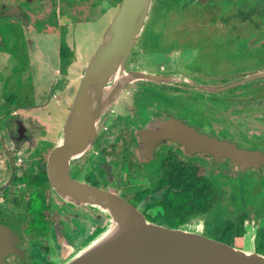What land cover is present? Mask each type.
Here are the masks:
<instances>
[{
    "label": "flooded vegetation",
    "instance_id": "obj_1",
    "mask_svg": "<svg viewBox=\"0 0 264 264\" xmlns=\"http://www.w3.org/2000/svg\"><path fill=\"white\" fill-rule=\"evenodd\" d=\"M103 1H107L106 12L117 9L121 5L120 2H122L120 0L117 4V0ZM157 1L154 0L153 6ZM163 2H165V5L162 6L161 11L165 20H167L166 17L169 13H174L171 11L176 5L181 4L182 7H188V5L196 4L197 9L193 15L189 14L190 17H196L192 26L206 19L215 22L218 19L223 22L220 24L221 26H235L242 31V35H246L243 33L245 28H248L249 31H256L252 43L257 45L264 43V1L258 4L252 3L253 6H247L241 10L242 13L235 14H242L243 18L240 20L237 18L230 19L227 16L235 12L232 10L234 7L231 9L232 5L236 6L240 2L241 7L245 0H163ZM86 3L89 4L90 8H94L97 4L95 0H0V54L2 53L8 59H12L20 53L23 58H26L27 60L23 64L25 66L22 68L26 71L23 72L25 75L22 79L30 78L29 83L31 84L35 67L31 61H28V57L33 56L34 52L39 49L40 41L49 35L48 33L51 30L48 29L54 27L53 23L57 26L56 35L63 38V40H67L69 26H75L77 22L83 20L82 11ZM71 5H75L77 11L71 8ZM213 7L217 10L213 18L209 19L206 16L208 11H205L201 14H203L202 17L206 18L201 17L198 19L200 17H197L198 11L201 12L204 8L210 10ZM189 16L186 17L187 19L182 18L180 27H182L185 20L190 18ZM65 28L67 29L64 30ZM17 47L19 51H16ZM186 48L167 50L165 54L168 55L167 57L171 60V63L160 65L159 70L150 69L149 64L143 63L142 65L129 59L128 68L132 70H149L164 75H191L196 80L194 83L135 81L128 85L111 109L93 146L83 156L73 159L70 165V174L75 180L110 191L124 199L127 198L123 194L131 195L139 205L129 199L127 200L139 208L146 217L148 213L155 218H161L163 220L160 224L167 226L170 225L165 220V208L161 202L169 190L168 179L173 176V173L175 174L174 171L182 169L197 171V168L200 170L202 165L205 166L206 171L213 170L210 167L213 164L217 166L218 171L236 165L239 171L238 181L245 174L252 173L260 176L264 174V166L240 168L235 162L223 155H215L207 150H188L184 142L170 137L161 138L160 141L155 139L153 146L149 147L153 139L150 132L154 138L156 135V132L148 130L150 129L149 124L174 119L197 129L206 137L231 141L243 149L264 151V108L259 107L264 103V77L255 79V81H258L259 85L256 84L258 87L252 85L246 90L242 89L236 93H231L227 98L213 99L211 94L224 93L245 83L230 86L236 80L231 83L221 82L217 86H211L208 82L209 77L190 71V65H187L188 60L181 63V59L186 58ZM137 51L139 54L142 53V49ZM173 54H176V56ZM62 68H64V65H62ZM9 69V74L15 73L13 69H16V63L14 62V65L9 66ZM257 71H264L263 62L260 66L237 73L238 75L233 76L231 79L235 77L241 79L247 73ZM14 81L19 83L21 79ZM0 82L2 84V81ZM65 86L63 84V91L69 95L70 93L67 92ZM149 87L162 91V95L152 93L149 96L157 95L158 99H149L146 93V89ZM217 88H219L218 91H213ZM198 91L205 92V94L197 105V103L190 100V97ZM259 92L262 93V96L256 99ZM181 96L188 98L183 101L179 98ZM245 97H248V99L245 100ZM164 98H167V100ZM242 100H244V104H241ZM5 101V97L1 98L0 95V107ZM18 101L24 102L22 99ZM47 101L44 100L37 105H32L30 101H27L26 104H30L24 105L26 107L22 108V105H18L19 102L15 105L11 98L10 102L12 104L9 105L8 112L4 111L5 108L0 112V255L3 253L4 256V259L0 257V264H30L31 261L32 251L26 243L24 232L28 226L29 217L35 212L36 197L33 193L37 191L39 186L21 181L28 175L34 176L35 180H43L45 198L51 204V208L44 210L45 219L48 221H57L54 219L56 213L57 216H60L58 222L62 220L72 229L79 227L73 221L80 220L79 223L85 221L89 226V236H94L106 225V216H103L100 211L82 206L76 207L65 202L51 183L48 162L55 145L52 150L50 149L47 152L44 150L47 148V143H53L51 137L53 129L47 138L37 140L38 137L43 138L42 135L39 136L40 134H45L43 132L45 124L40 122L39 111L44 109V107H40ZM247 101L250 102L247 104ZM218 105H222L223 108H217ZM202 106L206 108L205 113H200ZM235 106L237 107L234 108ZM256 107H258L257 111L255 110ZM51 118L54 117L51 116ZM229 124H234V127L230 128ZM141 130L146 132L143 138L140 135ZM143 141L145 152L141 149ZM94 167L100 172L101 178L94 179L92 175L88 174V171ZM95 169L92 171L95 172ZM118 170L124 171L121 174L124 180L127 177L134 179L139 178V176L144 177V174H150L152 177L158 178L153 183L147 184V182L144 186H137L133 191L131 185L121 188ZM197 175L204 177L206 180L204 186L211 187L213 181H218L219 174L213 176V181L200 174L199 171ZM235 185L238 186L239 183L233 185L232 191H236ZM144 192L148 193L143 194V196L139 195ZM237 195L239 196V194ZM228 201L231 205H235L237 198H228ZM55 204H59L63 208L59 212L53 211ZM80 210H83L87 216H81L79 214ZM198 219L200 218L193 217L182 224L181 227L198 221ZM249 225L252 227L251 224ZM246 235L243 233L239 239L243 238L245 240ZM49 238L58 245L59 239L56 240L51 235ZM239 239L236 240V246L240 243ZM222 242L230 244L226 241ZM67 243V245L76 248L84 245L75 246L69 242ZM49 258L50 260L53 259L50 256ZM53 261L55 262V259Z\"/></svg>",
    "mask_w": 264,
    "mask_h": 264
},
{
    "label": "rangeland",
    "instance_id": "obj_2",
    "mask_svg": "<svg viewBox=\"0 0 264 264\" xmlns=\"http://www.w3.org/2000/svg\"><path fill=\"white\" fill-rule=\"evenodd\" d=\"M262 1L264 0H245V3L241 7L240 2L236 6L232 5L231 9L234 7L232 10L235 12L229 14L227 18H237L240 20L243 18L242 14H235L242 13L243 11L241 10L247 6H253L254 4L252 3H263ZM95 2L97 4L94 8H90L88 3L84 5L82 11V17L84 18L81 22H77L75 26H69L67 40H63V38L56 35L57 26L55 23H53L54 27L52 29H48L51 30L48 33L49 35L40 41L39 49L34 52L33 56L28 57V61H31L35 67L31 84L29 83L30 78L22 79L23 75H25L23 72L26 71L22 69L25 66L23 64H25L26 58H23L20 53L12 59H8L2 53L0 54V81H2V84L0 82V95L1 98L4 96L6 100L5 103H2L0 112L3 108H5V112H8L9 105L12 104L10 102L11 98L15 105L19 102L18 105H22V108L26 107L24 105L30 104H26L27 101H30L32 105H37L44 100H48L47 103L40 107H44V109L39 111L40 119L42 120L40 122L45 124L43 131L45 134H40L39 136L42 135L43 138L38 137L37 139L44 140L53 129L51 135L53 143H47L45 152L53 149L58 134L66 120L67 111H69L79 89L85 67L100 45L118 11L119 6L117 9L112 10V12H106L107 1L95 0ZM119 2L120 0H117V4ZM157 3L152 6L150 17L145 25L140 41L133 50L130 60H134L142 65L143 63L149 64L150 69L159 70L160 65L171 63V60L167 57L168 55L165 54L167 50L187 47L186 58H182L181 63L188 60L187 65H190V71L209 77L208 82L211 86H217L221 82H234L240 79L239 77L231 79L233 76L238 75L237 73L260 66L261 62L264 63V43L259 45L252 43L256 31H249L248 28H245L243 33L246 35H242V31L238 30L235 26H221L220 24L223 22L218 19L216 22L206 19L192 26L196 17H190L189 14L193 15L197 9L196 4L188 5V7H182L181 4L179 6L176 5L171 11L174 13H169L166 17L167 20H165L161 11L165 2L158 0ZM71 8L77 11L75 5H71ZM205 9L201 10V12L198 11L197 17L200 16L198 19L202 17L203 14L201 13L205 11H208L206 16L209 19L213 18L217 13L214 7L210 10ZM188 16L190 18L185 20L182 27H180L182 18L187 19L186 17ZM139 49H142V53L140 54L137 51ZM16 51H19L18 47ZM173 55L176 56V54ZM14 62L16 63V69H13L15 73L9 74V66L14 65ZM58 65L60 66L58 73L60 80L57 84H53L49 77L50 71H54ZM62 65H64V68H62ZM19 78L21 79L19 81L20 84L14 81H18ZM63 84L66 85L65 88L70 93H68L69 95L64 93ZM256 84H258V81L253 80L241 86L231 88L227 92L211 94V97L213 99L227 98L231 93H236L242 89L246 90L248 87H252V85L258 87L259 84ZM146 90L148 96L152 93H157L161 96L163 93L151 87ZM72 92L75 93L71 94ZM193 94L195 95L190 97V100L198 105L205 92L198 91ZM12 95L14 96L12 97ZM260 96H262V93L259 92L256 99ZM148 98L158 99L157 95L149 96ZM179 98L184 101L188 97L181 96ZM20 99L24 100V102L18 101ZM164 99L167 100V98ZM244 99L247 100L248 97ZM249 102L247 101L246 103L248 104ZM242 103L244 104V100H242ZM259 107L264 108V103ZM217 108L222 109L223 106L218 105ZM257 109L258 107L255 108L256 111ZM205 110L206 108L202 106L200 113H205ZM51 116L54 118H51ZM233 125L229 124V127L233 128ZM263 166L264 164H261V167ZM210 167L213 170L206 171L203 165L200 170L195 167L197 168V174L199 171L200 174L205 175L209 180L213 181V176L215 174L219 175L217 177L218 181H213V186L208 187L204 196L199 200L198 205H196L197 209H195V212L198 216L196 215L195 217L200 219L186 226L203 232L205 235L217 240L226 241L231 245H236V240L240 238V235L245 233L247 234L245 240L243 238L239 239L240 243L237 246L247 249L251 248L264 254V174L261 176L252 173L245 174L238 181L239 171L236 165L222 171H218L216 165L212 164ZM93 169L89 170L88 174L92 175L94 179L101 178L100 172L97 169L94 172L92 171ZM118 171L121 182L119 184L122 185L121 188L131 185L133 186V191L137 186H144L147 182V184L153 183L158 178L152 177L150 174H144V177L139 176L137 179L127 177L124 180L121 177L124 171ZM21 181L39 186L37 187V191L33 193L36 197V202L34 203L35 212L33 211L34 214L29 217V223L24 232L26 234V243L31 247L32 251L30 264H60L78 249L67 245V242L77 246L85 244L90 240L92 236H89L88 233L89 226H87V222L85 221L79 223L80 220H75L73 222L79 225V227L72 229L62 220L58 222L60 216H57V213L54 214V219L57 221H48L45 219L44 210L51 208V204L49 201H46L43 180H35L34 176L28 175ZM237 183L239 185H235L236 191H232L233 185ZM145 193L148 192L140 193L139 195L143 196ZM123 195L133 203L139 205L133 196ZM233 197L237 198L236 207L228 201V198L231 199ZM62 208L63 206L55 204L53 211L59 212ZM142 209L145 211L144 208ZM101 213L103 216H106L103 212ZM79 214L87 216L83 210H80ZM105 218L107 219L105 224H107L108 217ZM147 218L158 223L163 220L155 218L148 213ZM50 235L54 236L56 240L59 239L58 245L49 238ZM49 256L55 259V262L53 259L50 260Z\"/></svg>",
    "mask_w": 264,
    "mask_h": 264
},
{
    "label": "water",
    "instance_id": "obj_3",
    "mask_svg": "<svg viewBox=\"0 0 264 264\" xmlns=\"http://www.w3.org/2000/svg\"><path fill=\"white\" fill-rule=\"evenodd\" d=\"M153 3L154 0H122L85 67L49 158L51 183L59 196L76 207L97 210L108 217L105 227L60 264H264V254L254 249L224 243L188 226L176 228L153 222L127 199L81 183L70 174L72 160L83 156L93 146L111 109L128 85L135 81L194 83L196 80L191 75H164L128 68ZM259 77H264V71L247 73L230 86ZM149 125L148 130L156 132L155 138L150 132L153 139L149 147L155 139L170 137L184 142L188 150L223 155L240 168L264 164V151L243 149L231 141L206 137L180 120ZM145 133L141 130L142 138ZM141 149L146 150L144 141ZM0 257L4 259L3 253Z\"/></svg>",
    "mask_w": 264,
    "mask_h": 264
},
{
    "label": "trees",
    "instance_id": "obj_4",
    "mask_svg": "<svg viewBox=\"0 0 264 264\" xmlns=\"http://www.w3.org/2000/svg\"><path fill=\"white\" fill-rule=\"evenodd\" d=\"M174 172L175 174L173 173V176L168 179L169 190L161 203L165 208L166 222L171 227L177 228L198 216L195 212L196 205L208 187L204 186L206 182L204 177L198 176L196 171L182 169Z\"/></svg>",
    "mask_w": 264,
    "mask_h": 264
},
{
    "label": "crops",
    "instance_id": "obj_5",
    "mask_svg": "<svg viewBox=\"0 0 264 264\" xmlns=\"http://www.w3.org/2000/svg\"><path fill=\"white\" fill-rule=\"evenodd\" d=\"M59 65L55 68L56 69V71H55V69H54V71L53 70H51L50 72V78H51V81H52V83L53 84H57V82L60 80V78H59V76H58V73H59Z\"/></svg>",
    "mask_w": 264,
    "mask_h": 264
}]
</instances>
